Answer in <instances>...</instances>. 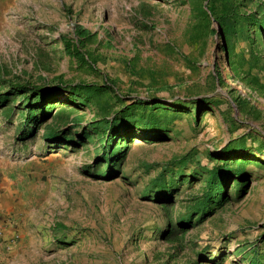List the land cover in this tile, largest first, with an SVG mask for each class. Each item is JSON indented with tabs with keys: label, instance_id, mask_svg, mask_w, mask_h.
Wrapping results in <instances>:
<instances>
[{
	"label": "rangeland",
	"instance_id": "374dc122",
	"mask_svg": "<svg viewBox=\"0 0 264 264\" xmlns=\"http://www.w3.org/2000/svg\"><path fill=\"white\" fill-rule=\"evenodd\" d=\"M5 1L0 94L16 96L0 105V164L17 226L5 224L0 264H264V0ZM17 85L61 103L80 85L106 93L55 105L23 135ZM140 101L177 111L167 137L118 123ZM108 135L122 159L103 157ZM243 138L231 157L249 155L246 177L224 179L223 205L179 225ZM180 173L171 194L154 187Z\"/></svg>",
	"mask_w": 264,
	"mask_h": 264
},
{
	"label": "trees",
	"instance_id": "16d2710c",
	"mask_svg": "<svg viewBox=\"0 0 264 264\" xmlns=\"http://www.w3.org/2000/svg\"><path fill=\"white\" fill-rule=\"evenodd\" d=\"M211 12L214 13V8L210 9ZM83 34V33H82ZM81 34V35H82ZM13 89L15 92L25 95L26 97L23 99L26 101L25 107H26V120L24 122V126L22 129V134L26 135L28 131V126L31 123L37 124L39 122L40 117L46 118L51 114V110H53L59 105V104H67L69 106L73 107H80L85 106V104L92 102L93 100H100L105 95V90L103 87L95 86V85H80L70 92V97H68L66 103H61L57 98H53L48 94H44L43 91L37 88H30L27 86H21L17 85L14 86ZM30 93V95H28ZM11 96H16L14 92H9L5 94H0V105H8L9 102L14 101L15 97L11 98ZM28 104V106H27ZM50 104V105H49ZM58 104V105H57ZM148 103L146 102H137L136 104L129 105V107H124L123 112L120 114V120L118 123L120 124H127L130 123L145 125L147 129L154 134H164L163 136L167 137L165 135L167 132H169L167 128L168 121L167 117L170 112L176 113L174 108H169L166 106H154V107H148ZM46 105V106H45ZM47 105H49L47 107ZM147 111H161L162 114L159 116L158 114L151 113L147 114ZM107 126H110L112 129V126L114 128L116 122L113 121H107ZM165 127V129H162V127ZM135 128L134 126H132ZM108 133V131H107ZM57 134H51L48 137L49 142H55L58 139ZM107 141L105 145L103 146V154L106 157L107 155H110V160L112 159H122L125 152H123L121 149L122 147L118 146L116 148H113V144H115V139H113V142L110 141V135L106 136ZM105 137V138H106ZM246 146V140L243 138L240 141H238L233 149L231 151H228L225 149L221 156L225 158L224 167L220 168V166H217L215 169L211 171H207L206 177L200 176L199 173H195L190 178L195 179L197 176L202 177V181L204 183V188L202 191V194L200 196H197L193 200V204L190 208V211L186 213V215L180 216L178 223L179 225L183 227H188L193 223V217L195 216H201L202 219L205 218L207 215L213 213L215 209L221 207L223 203L226 200L227 197V191H226V185L224 179H230L234 178L235 176H238L240 179H244L247 175L246 168L250 166V164L253 163V161H250L247 159L249 155H236L235 157H231L236 153L237 149L243 150ZM235 167V168H234ZM256 167L258 169H262L263 167L260 164H257ZM110 171V169H109ZM111 174V173H109ZM174 177H178L179 180H177ZM172 176L170 181H167V179L160 178L157 182L156 186L157 188H160V194H171V189L173 188H179V186L183 185L186 181V176L183 174H179L178 176ZM239 182V180H238ZM240 190L239 194L243 193L245 186L239 184L238 185ZM259 261H257L255 264H258Z\"/></svg>",
	"mask_w": 264,
	"mask_h": 264
},
{
	"label": "crops",
	"instance_id": "0c3cea01",
	"mask_svg": "<svg viewBox=\"0 0 264 264\" xmlns=\"http://www.w3.org/2000/svg\"><path fill=\"white\" fill-rule=\"evenodd\" d=\"M3 3H7L5 0H0V16L1 10L4 6ZM16 184L13 182L12 178L5 172L4 167L0 164V240L4 241L0 245H4L8 242L10 235L7 236V230L5 229V224L16 225L14 224V219L11 218L10 208H11V199L12 196L16 195ZM15 200V197H14ZM11 218V220H9ZM12 221V222H11ZM17 226V225H16ZM5 235V236H4Z\"/></svg>",
	"mask_w": 264,
	"mask_h": 264
}]
</instances>
